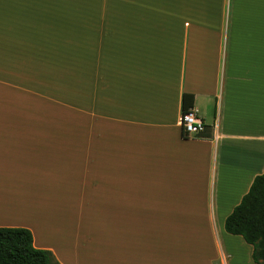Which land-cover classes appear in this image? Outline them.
<instances>
[{
  "label": "crops",
  "instance_id": "0c3cea01",
  "mask_svg": "<svg viewBox=\"0 0 264 264\" xmlns=\"http://www.w3.org/2000/svg\"><path fill=\"white\" fill-rule=\"evenodd\" d=\"M263 169L264 0H0V227L60 264H254L224 221Z\"/></svg>",
  "mask_w": 264,
  "mask_h": 264
},
{
  "label": "trees",
  "instance_id": "16d2710c",
  "mask_svg": "<svg viewBox=\"0 0 264 264\" xmlns=\"http://www.w3.org/2000/svg\"><path fill=\"white\" fill-rule=\"evenodd\" d=\"M182 112L192 107L193 95H182ZM224 230L251 246L254 264H264V169L225 218ZM0 264H60L51 251L36 248L23 227H0Z\"/></svg>",
  "mask_w": 264,
  "mask_h": 264
},
{
  "label": "rangeland",
  "instance_id": "374dc122",
  "mask_svg": "<svg viewBox=\"0 0 264 264\" xmlns=\"http://www.w3.org/2000/svg\"><path fill=\"white\" fill-rule=\"evenodd\" d=\"M234 201L235 200H232V202H234ZM226 208L229 209V206H226ZM178 209H180V208H178L176 206L173 209L172 214L169 215V223H170V227H171V231L170 232L171 233H190V230H193L194 233H202L203 242H206L207 241L206 234H204V233H209V232L206 231L203 228H200V222L197 223L198 224V227H197V225H195V223H191L190 221H188V218H187L186 214H184V213L183 214H176V211ZM181 209H183V206L181 207ZM228 209H226V210H228ZM148 214H149V219H150V222H151V220L155 217L154 212H153V208H151L150 211H149V208H148ZM156 218L159 219V217H156ZM219 220H220L219 215H217V220L214 221V226L216 227V233L217 232L218 233H222L219 230L220 229ZM155 224H156V228H155L156 233H160L161 222L157 220V222ZM149 230H150V227L146 228V233H149ZM223 233H227V232H223ZM229 245L234 247V248L242 247V245H244L243 247H246V248L249 247L248 244H246L242 240V238H241L240 242H238L237 240H234V242L232 244L230 243Z\"/></svg>",
  "mask_w": 264,
  "mask_h": 264
},
{
  "label": "built area",
  "instance_id": "2783aa9c",
  "mask_svg": "<svg viewBox=\"0 0 264 264\" xmlns=\"http://www.w3.org/2000/svg\"><path fill=\"white\" fill-rule=\"evenodd\" d=\"M180 124L185 137L199 136L206 129L204 121L194 107H190L181 113Z\"/></svg>",
  "mask_w": 264,
  "mask_h": 264
},
{
  "label": "bare ground",
  "instance_id": "6f19581e",
  "mask_svg": "<svg viewBox=\"0 0 264 264\" xmlns=\"http://www.w3.org/2000/svg\"><path fill=\"white\" fill-rule=\"evenodd\" d=\"M4 206V205H3ZM0 209H2V205H1V203H0Z\"/></svg>",
  "mask_w": 264,
  "mask_h": 264
}]
</instances>
